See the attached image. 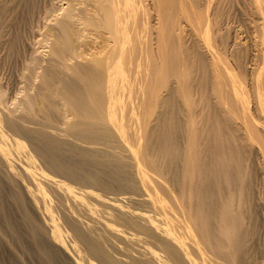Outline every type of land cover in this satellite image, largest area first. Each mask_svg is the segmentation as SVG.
Here are the masks:
<instances>
[{
  "label": "rangeland",
  "instance_id": "1",
  "mask_svg": "<svg viewBox=\"0 0 264 264\" xmlns=\"http://www.w3.org/2000/svg\"><path fill=\"white\" fill-rule=\"evenodd\" d=\"M75 1H78L79 4L77 2L75 3ZM90 1L84 0L83 3V0H0V98L2 97L1 100L4 101L3 103L6 104V106L11 108L12 110H14L15 113L17 112L19 114L20 113L19 111H22L20 108L18 109V107L22 106L21 104L23 102V98H25L24 97L25 95L29 94L28 93L29 91L30 93H35L33 95H37L42 91L43 88L45 91V89H51L50 87H52L54 92L52 90H51L52 92L51 91L50 92L51 94L53 93L54 94L51 96L54 97L55 101H58L60 99L58 97H61V95L58 94H60V92L64 93L65 91H67V88H65L67 83H70L69 81L74 80L75 79L74 77H77V74H80V73L77 74L75 73L76 74L75 75L73 74L74 72L72 71V70L76 71L75 69L72 68L75 67L76 65V63L74 62L77 59H79L78 55L82 54L81 52L83 50H84L83 51V55H84L86 49L90 47L86 51L87 54L85 53L86 54L85 56L89 57L91 54L89 55L88 52L89 51L94 52L96 50L94 46H97L99 44L101 45L103 43V42L101 43V41L103 40V38L106 37L107 33L105 32L106 30L101 29L103 28L102 24H98V26L94 25V23L90 24V22L99 21L100 19L99 16H101L99 15V13H96L98 15L94 14L97 17V19L99 18L97 21H94L96 18H94V16H91V14L95 12L94 10H91L93 9L91 3L94 1L93 0ZM114 1L113 3L117 5L120 0L119 1L114 0ZM121 1L123 2V0ZM135 1L137 6L136 8L137 21H135V24L136 26L138 25V27L137 28L135 27L137 33L132 32V34L134 33L135 35H137L140 33V31L141 33L139 34L140 36H136L137 38H135V35L133 34L134 35L133 39L135 38L134 41L131 38L133 41L132 44L135 43L137 47L132 45V48H130L131 50L130 49L127 50L126 53L124 50H121L120 55H123L125 53L126 61L128 57L126 55H129V58L132 59V63L134 64L137 63L138 60L136 59L135 62L134 60L135 57L139 58L138 60L139 67L137 66V64H135L139 71L136 69V66H134V64L130 66L132 67V68L129 67L128 69L130 70L128 71L130 75H128V79H126L129 82L125 81L127 84L126 83L124 84L125 85V88H123L124 90L120 88V90H122L120 91L121 95L124 98V99L122 98L123 99L122 102L125 101L123 102L124 107L125 104L127 103L126 104L127 106L125 108L124 107L122 108V111L125 112L124 119L125 118L128 119L129 117L128 120L125 119L127 121L123 119L122 123L124 121H125L124 123L128 122L127 126H125L126 124L124 125V130H126V128L128 129L126 131L128 135H130V138L132 137L131 135L136 133L135 126L137 124L138 126H140L139 128L141 129H143L144 127L143 132L145 131L144 134H147L145 135V137L147 136L146 137L147 139L142 137L141 140L140 132L137 131L138 134H135V136H133L134 141H132L133 138L131 140L134 143H132L131 141L130 142L127 141V142L131 145L134 144L132 145V147L134 146L135 149L137 147L136 144L139 143V140L140 143L144 139L147 142L156 141L155 144L150 142L151 145L152 144L154 145L151 147L149 146L150 148L148 147L150 143H147V146L145 144L146 143L145 141H143L145 143H141L140 146H143L142 144H144V147L146 146V148L148 147V150L150 149L149 152L146 148L142 147L146 149L148 155L147 153H145L146 151L144 149H140L141 147H139V151L143 153V155H146L144 156L146 157L144 159H146L147 161L146 160L144 161L146 162L153 161V166L159 165L157 167L160 169L159 170L160 175H156L155 172L156 167H154V169L150 168V170L152 171L154 170V171L149 172V167L152 166L151 165L152 162L148 163L149 167L147 171L149 172L150 176H153L155 172L156 176L154 175L155 177L153 179H156L158 176V180L160 179L159 181H161L163 184L162 185L160 182H158L160 186L166 187V185L169 184L170 187L168 186V189L170 188L173 189V187H176L178 191L180 190L179 192L177 191L179 196L182 197L180 200L181 201L187 200V202L184 203L185 204L188 203L186 204L185 207H187L189 203L192 202L190 204L192 206L190 208V211H192V213L189 211V213L192 214L191 220L196 222L197 221V219H195L196 217L197 218L199 217L202 220H204V218H206L207 220L209 219V224L211 225L209 227L211 231H213V229L215 231L218 228L219 230L217 229L216 231L218 232L220 231L221 234L220 233L219 234L221 235V237L224 238L225 236V238L227 237L226 239L230 241L229 242L224 238L223 240H225L227 243H225L224 241L225 246H223V248L226 251L229 250V252L233 253V255L236 254V256H233V258L234 257L236 258L237 256L240 257V254H242L241 257L243 261L242 263L240 262L239 264H264V113H263L264 111L260 103L261 99L264 100V84L261 83L262 82L261 80L262 79L264 80V61H263L264 60V52H263L264 51V4H263L264 0H160V2L159 0H157V2H155L156 0H134V2ZM105 2H107V0ZM105 2L103 1L102 3ZM67 3L68 5L72 4L73 6L71 7L70 5L69 7L70 9H75V10H71L72 12H74V15L77 12L76 15L71 20H69V22L70 21L71 22L70 23L68 22V24L66 23L67 25L70 24L68 27H70L71 25H72L71 27L73 26L75 27V29L74 27L73 29L70 27L71 30L68 27L67 29H65L66 26L64 25L62 26V24H60L62 23V19H64V17L60 15H64L65 10L68 8ZM154 4L156 5V7ZM158 4L161 6H159ZM84 6L85 8H83ZM76 7H78L79 10ZM87 7H89V9ZM157 7L159 8L158 9L159 11H157ZM82 8L85 9L86 11L84 12ZM138 12L139 13L143 12V13L138 14ZM85 14L90 15V17L89 16L87 17ZM83 18L84 19L86 18L87 20L86 19L84 20ZM139 18L141 19L139 20L140 22L138 21ZM59 19L61 21H59ZM189 20L192 21L189 22ZM130 21L131 20H129V22ZM57 22L59 24H57ZM137 22L138 23L144 22V23H142V27H141L139 24H137ZM60 25L62 28L60 27ZM75 25L78 26L76 27ZM80 25L82 26L80 27ZM93 25L95 29H93L94 28ZM57 26L59 27V29ZM130 26H132V22L130 23ZM96 27L99 28L101 27L100 29L97 28V31L99 30L100 32L99 31L95 32ZM76 29H79V31ZM142 29L145 30L143 31ZM50 30H52L53 34H51ZM68 30L69 32L67 33ZM82 30L84 31L86 30V32ZM133 30L134 28L132 29V31ZM65 31L67 34L69 33L70 34L67 35ZM76 31L79 32V35L78 32L76 34ZM81 32L82 33L84 32L85 34L83 33L84 34L83 35ZM54 33L56 35H54ZM57 33L59 36L57 35ZM87 34L88 36H86ZM90 34L92 37L90 36ZM96 34H98L99 36ZM60 36L64 37L65 40L62 37L59 38ZM93 36L95 37L93 38ZM66 37H69L71 40L74 39L75 40L71 41L69 38ZM54 38H57L55 39L56 40L55 42H53ZM66 39H68L69 42L71 41V43H74L75 45L72 44L73 46L75 47L78 46V49L77 47L75 48L73 46H70L71 44L67 43L68 41H66ZM96 39L97 40L99 39L98 42ZM61 40H63L64 44L63 42H61ZM78 40L80 41V43L83 41L82 45L84 46H82ZM139 40H141V42ZM65 41L68 45L65 43ZM158 41H160V44ZM88 42L90 43V45L88 44ZM94 42L95 43L97 42L96 43L97 45L94 44ZM128 43H129V38L125 40V45ZM146 43L149 47L146 45ZM60 44L61 47L59 46ZM100 45L97 47H100ZM140 45L142 47H140ZM66 46H68V50ZM69 46L73 48H70ZM69 49L72 50L71 52H73L74 54L76 53V51L77 53L73 55V53H71ZM52 50H54L53 52L55 54L53 53V55H56V57L50 55L52 53ZM62 50H64V52ZM78 50L80 51L79 53ZM67 51L69 54L67 53ZM133 51H135L136 54H134ZM148 51L151 53H149ZM137 54L140 57L137 56ZM216 54L217 56H214ZM71 55H73V57ZM145 55H147L146 56L147 58L146 57L145 58L147 60L149 59L148 61L142 57ZM159 56L161 57V59L163 58L162 56H164L163 60H160ZM57 57L59 59H57ZM215 57H217V59H215ZM53 58L56 61L59 60L58 62L56 61L55 62L56 63L60 62V64L57 65L53 61L54 60ZM130 59H128V61ZM144 60L146 61L144 62ZM51 61H53V63ZM160 61L163 63L162 65ZM158 63H160V65ZM144 64L146 66V69L145 66L143 67ZM68 65L69 66L71 65L73 67H70L71 68L70 69ZM225 65L227 68L230 66L231 70L230 69L229 70L231 72L225 67ZM52 66L54 67V69L52 68ZM48 69L49 71L51 70L52 72L47 71ZM131 69L133 71H131ZM149 69L150 71H148ZM152 69L154 71V74ZM226 69L230 74L226 72L227 71ZM136 70L138 73L136 72ZM216 71L222 73V75L220 74L222 77H220L219 79L216 76L217 73ZM133 72H135V74ZM147 72L150 73L148 74ZM156 73L157 74L159 73L158 75L160 76L159 77L153 76V78L156 77L155 80L152 78V75H155ZM50 74L51 76L55 75L56 77L55 78L52 76L53 82L52 80H50L52 78ZM147 74L148 76L151 74V76L147 77ZM62 76L63 79L65 78L66 79L65 80L61 79ZM86 76L87 75H85L84 78L83 75V78L86 79L87 81L88 77ZM42 77L43 78L46 77L47 79L50 80V81L48 80L49 86L46 85L47 88H45L46 86L44 85L47 79L44 78L45 82L44 81L41 82L43 79ZM81 77L82 76H80L79 79H82ZM57 78L61 79L60 81L62 82V85ZM233 78L237 79V83H235L236 81ZM220 79L222 81L221 83L225 82L227 85L221 84L222 85L221 86L220 82L218 83L216 82ZM230 79L234 80V82H232L231 80L232 85L229 83ZM54 81L60 82L59 83L60 87H58V82H54ZM82 81L83 83L85 82L83 79ZM241 82L243 83L244 86L241 85L242 84ZM54 83L55 84L57 83L56 84L57 87L54 86L55 85ZM63 83L64 84L66 83L64 87H63ZM137 84L140 85L138 86ZM234 84L238 88H240V90L237 91L234 87L235 86ZM126 85H128L129 87ZM38 86L40 88L42 86L45 87L39 89ZM225 86L227 89L225 88ZM230 86H233L231 87L232 90L230 89ZM262 86L263 89L261 88ZM126 87H128V89ZM150 87L152 92L154 91L153 94H151L152 93L151 90L147 91L150 89ZM34 88L37 89L38 91L37 90L35 91ZM56 88H58V90H60L61 88V90L57 91ZM129 88H131L132 92L130 91ZM233 90L234 92H232ZM55 91H57L58 94ZM50 92L48 91L49 94ZM72 92L73 94L75 93L74 91ZM148 92L149 93L151 92L150 98ZM230 92L232 93V95ZM237 92H239L240 98H242L241 96H243V100L241 99V101H239L240 98L237 96L238 95ZM65 93L67 95H65ZM65 93L64 96L69 95L67 92ZM80 93L78 97L77 94L73 95L71 93L70 95L73 97L76 96V98L79 97L83 98L81 96L84 95V92L83 94L81 93V95ZM140 95L143 96V97L141 96L142 98H145L146 96V99H144L143 101V99L140 98ZM152 95H154V98H151ZM232 96L235 98V100ZM235 96H237V98ZM135 97L137 98L135 99ZM61 98L62 101L59 100L58 101L59 104L61 103L60 105L62 107L64 106L63 104H67L65 105V107L67 106L68 108L70 101L67 99V97L65 98L68 101L64 97ZM148 98L151 100V102L148 100V102L150 103H146ZM132 99L135 100L133 101ZM141 99L143 102L139 101ZM152 100H154L153 103ZM232 100L233 103H229L232 102ZM140 102L143 105H141ZM46 103L47 100L43 105H45ZM129 103L130 104L132 103L131 104L132 106ZM151 103L152 105H150ZM136 104L138 105L140 104V107L137 106ZM144 104L148 105V107L146 106L147 107L146 108ZM129 105L130 108H132L131 110L132 112L133 109L134 111L137 110L138 112H133L131 115L130 114L131 111L129 112L130 110ZM40 106H42V104ZM134 106H137L139 110L137 108L136 109L133 108ZM144 107L146 108V110L150 109V111L148 112L147 110L146 113L145 110L144 111L145 113H143ZM127 108H129V110ZM127 112H129L128 113L129 115L127 114ZM134 113H136L137 115ZM141 113L143 116L140 115ZM133 114H134L133 117L134 119L131 118ZM135 115L140 116L139 118L140 125L139 123H137L138 118ZM71 118L72 116L70 117L69 121L71 120ZM130 119L135 125L133 126L131 125L132 122L130 121ZM53 121L54 119L52 118V122ZM57 121H61V120L57 119ZM57 121H55L56 125L61 126L62 124V127L65 125L63 121L61 123H58ZM128 126L129 127L132 126L134 127V129L133 130L129 129ZM138 126L137 129L142 132V130H140ZM126 131L124 134H126ZM131 131L133 132L135 131V132L132 133ZM114 134L115 135L113 136L117 137L122 133L120 134L119 132L117 133V135L116 133ZM113 136L112 138L115 141L112 140L110 143L112 142L117 143L122 141L123 139L125 140L126 138V136H123L122 134L121 136H119V138L122 136L125 138L122 137L119 139L117 137V139H119L118 141L116 137L114 138ZM136 136H139L137 141L135 140ZM163 138L171 141L170 142L171 145L169 143V149L171 148L169 152L171 150L172 152L169 153L168 157L169 159H171L169 163L171 162L173 166V168L171 167V169L173 171L170 168H167L165 164H163L164 163L162 161L163 159L160 158L159 156L160 154H158V151L155 149L157 147H160V146L157 147L155 146L157 145V143L160 142L162 144ZM70 139L68 140L69 141L72 140V142L76 143V139L75 140L74 139L70 140ZM128 139L129 138H127L126 140ZM120 143H118V145L112 144V146L116 145L119 146L118 149H121L120 146L123 148V145L122 143L120 145ZM78 144L79 142L77 141V146L81 147L82 144L79 145ZM98 144L96 145L98 148H100L101 146L102 149L103 147L110 148L109 146L108 147L105 146L108 144H104V146ZM102 149L96 151L98 157L100 158L102 157L103 154ZM118 149L115 148L116 153H119V151H117ZM98 152L102 154L100 155ZM121 152L124 153V148L121 150ZM153 152L157 154H154ZM122 153L119 154L123 155ZM147 156L150 157L148 158ZM168 157H166L165 160L166 159L168 160ZM110 158L112 159L113 157L110 156ZM147 158L148 159L151 158L150 159L151 161L148 160ZM130 159L131 158H129V160ZM132 161L133 160H131V162L127 161L128 166H126L127 167L126 169L130 170L129 166L134 167V165H132L133 163ZM154 162L155 164L156 163L157 164L155 165ZM151 173L153 174L151 175ZM161 174L162 177H164L165 179L161 178ZM162 179H164V181H162ZM152 182H156V180ZM164 182L167 184L164 185ZM114 187L116 189L115 191H117L120 194L121 189H119V187L117 186H113V190ZM109 190L106 191L107 194L110 192ZM115 191H113V194L114 193L118 194ZM200 192L201 194L203 192L205 196L202 194L201 197ZM110 194L112 193L110 192ZM125 194H132V193L130 192ZM122 195H124V193ZM188 199L190 202L188 201ZM200 200H202V203ZM206 200L208 201L207 205L210 202V205L208 206H210L211 208H209L206 205L207 202ZM181 201L179 202L180 205H182ZM198 201L202 206L205 205V208L204 206L200 207ZM212 201L214 203H212ZM203 202L205 203L203 204ZM194 203H197L198 205ZM185 204H183V206ZM193 206L195 210L197 208L196 211L193 209ZM198 207L200 208V210ZM205 209L206 211L207 210L211 211V212L210 211L207 212L209 213L207 214L209 216L211 214L212 216L216 214L213 216L215 219L210 216L213 222H211L209 216L208 218L205 217L207 216L205 215L206 213L204 212ZM194 211L196 213V214L194 213L195 217L193 215ZM199 211H201V213H199ZM218 216L221 218H219ZM216 218L218 219L216 220ZM201 219H199L198 223L202 221ZM214 220H216L215 223ZM217 221L218 222L220 221L222 223L219 224L217 223ZM231 221H232V225H230L231 223H229ZM223 222L225 224L226 223L229 224L225 225ZM222 226L226 227L227 229L226 228L224 229V227ZM227 226L228 227L230 226V228H228ZM219 227H221L222 229ZM221 230L223 231L226 230V231L223 232ZM216 231L215 233H217ZM0 234L3 235L1 231ZM5 234L6 233L4 232V236H6ZM231 236L232 237L236 236V237L234 239ZM237 237H240V239L237 240L236 239ZM2 239H4L3 236ZM8 239L9 238L7 237L6 240L5 239L4 240L6 242H9L7 241ZM234 240L237 243H235ZM4 243L2 244V242H0L1 244L0 248H2L1 246L4 245ZM231 245H234L233 250ZM235 246L237 247L235 248ZM237 248L241 249L240 254L239 252L237 253L235 251V249L238 250ZM4 249L7 251L6 248L0 249V263L8 264L7 262L9 261V257H7L8 251L5 252ZM242 249H243V253H242ZM1 250L4 252L2 253ZM18 252H19L18 250L17 253L16 251L14 252L15 254H17L16 256H14L15 255L14 253H13L14 255H11L14 258L16 257L15 264L17 263L26 264L28 261L26 260L25 262V257L21 256L22 254L20 252H19L20 254H18ZM4 253H6V256H4L5 255ZM3 256L5 257L4 259H2ZM17 257L20 260L21 257H23L24 259L22 258V261L24 262L21 261L17 262L19 261Z\"/></svg>",
  "mask_w": 264,
  "mask_h": 264
},
{
  "label": "bare ground",
  "instance_id": "2",
  "mask_svg": "<svg viewBox=\"0 0 264 264\" xmlns=\"http://www.w3.org/2000/svg\"><path fill=\"white\" fill-rule=\"evenodd\" d=\"M87 1H90V0H87ZM93 1L94 2L91 3V6H93V9L91 10H94L95 12H93L91 16H94V18H96L94 21H97L99 19V18L97 19V17L94 14L99 13V15L101 16H99L100 22L99 21L90 22V24L94 23V25L96 26H98V24H102L103 28H101L102 26L100 28L106 30L105 32L107 34H106V37L103 38V40L101 41V43L102 42L103 43L101 45L99 44L100 47H97L99 45H97L96 43L98 42L99 39L98 40L96 39L97 42L96 43L94 42V44L97 45V46H94L96 50L94 49L95 50L94 52L89 51L90 53L88 52V54L89 55L91 54L90 56L88 55L89 57L85 55L87 54L86 52L87 49H89L90 47H88L87 49L85 48L86 54L84 53L83 55L84 50L81 52L82 54H79V55L77 54L79 59H77L78 61L76 60L74 62L76 63L75 67L68 65L69 68L73 67L72 69L76 70V71L72 70L74 72V73L72 72L73 74L75 73L81 74V75L77 74V77H74L75 78L74 80L69 81L70 83H67L65 87L67 88V91L65 92H67L69 94L68 96L70 97L64 96L65 92L64 93L60 92V94H58L57 91H60L61 88L60 90L56 88L57 91L55 92H57L58 95H61V97H64V98L67 97V99L70 101V104H69L67 102L68 100L66 98L65 99L67 101L64 99L69 104L68 108L67 106L65 107V105L67 104H63L64 105L63 107L65 108H63L60 105L61 103L59 104L58 101L59 100L62 101L61 97H58L57 95V97L60 99L58 100L57 98L58 101H55L54 97L51 96L54 94V93L51 94L52 91L54 92L52 87H50L51 89H45L44 91L43 87H45L46 85L49 86V81L52 80L53 77H55V75L54 76L52 75L53 76L52 77L51 74L50 76L52 78L50 80L44 77L47 79L46 82L44 78L42 77L43 79L41 82L44 81L45 84L44 83L43 84L45 86L41 87L43 89L40 93L38 92L39 94L33 95L35 93H30V91L28 92L29 94L25 93L28 95H25L24 96L25 98L22 97L23 98V102L21 104L22 106L18 107V109L20 108L22 111H19L20 112L19 114L17 112L16 114L14 110L6 106V104L3 103L4 101L1 100L2 97L0 98V229H1L0 231L3 234V235L0 234L1 235L0 242H2L3 244L6 238L7 237L9 238L7 240L9 242L5 241L6 246H5V243L4 245L1 246L2 248H6L8 251L7 252L4 249V251L8 253L7 257H9V261L12 262L11 263L7 261L8 264L16 263V260H15L16 257L14 258L11 255H14L15 251L17 253V250L22 254L21 256L25 257V262L26 260L28 261L26 264H239L240 262L242 263L243 261L241 257L242 254H240L241 249H238V248H237L238 250L235 249L237 253L239 252L240 257L237 256L236 258L235 257L233 258V256H236V254L233 255V253H230L229 250L226 251L223 248V246H225L224 241L228 240L226 239L227 237L225 238L224 236L225 240H223L224 238L221 237L220 231L219 232L216 231L218 228L217 229L215 228L216 229L215 231L217 233H215L214 229L213 231H211L209 227L211 226L209 224V219L207 220L206 218H204V220H202L201 218L196 217L195 219H197L196 221L197 223L191 220L192 214H190L189 211H190V208L192 207L190 205L192 202H190L188 199V201L190 202L188 206L190 207L188 206H187L188 208L185 207L186 204L188 203L186 204L184 203V202H187V200L185 201L182 200L183 202L180 200L182 198L178 194L180 190L178 191L176 187H173V189L172 188L168 189L169 184L166 185V187L160 186L158 182H160L161 184L162 182L159 181L160 179L158 180V176L156 179H153L156 175H160V171H159L160 169L157 167L159 165L153 166V161L150 160L151 158L148 159L150 156L149 157L147 156L148 157L147 159L150 160L152 163L149 161L146 162L147 160L144 159L146 158L144 157L146 155H143V153L139 151V147H141L140 149H144L146 148L147 143L151 142L155 144L156 141L147 142L144 139L143 141H145L146 143L143 141L141 142V143L146 144V146L144 147V144H142L143 146H140L141 143L139 140V143L137 142H136L137 144L135 143L137 145L136 147L137 149L136 148L134 149V146L132 147V145L134 144L131 145L127 142V141L130 142L133 136H135V134H138L137 131L140 132V139L142 137L144 138L147 137V136L145 137V135H147V134H144L145 131L143 132L144 125L141 123L143 125V126L141 125L143 129H141L139 128L140 126H138L137 124L139 123L140 125V122H139L140 116H136L137 115L136 113H134L136 114L135 116L138 118V121L136 120L137 125L135 126L136 133L131 135L132 137L130 138V135H128L126 131L128 129L126 128V130H124V125L125 124H126L125 126L128 125V122L126 123L124 122L127 121L129 117L128 119L125 118L127 120L124 119L125 112L122 111V108L124 107L123 102L125 101L122 102L124 98L122 97L121 92H120L124 90L123 88H125V85H124L126 83L125 81L129 82L128 80H126L128 79V75H130L128 72L130 70L128 69L130 66L134 64L132 63V59L129 58V55H126L128 57H127V61L125 60L126 59L125 53L127 50L132 48V45L136 46L135 43L134 44L132 43L134 39L137 38L136 36H140L139 34L141 33L140 31L139 34L137 35L134 34V33H137L135 30V27L136 28L138 27V25L136 26L135 24V21H137L136 20L137 18L136 1L134 2V0H123L122 2L120 0L121 1L120 3V1L118 0L119 2L117 5L113 3L114 0L113 1L107 0V2H105L106 0H93ZM103 1L105 3H102ZM76 2L78 3V1H75V3ZM114 2H117V1H114ZM155 2H157V0ZM83 3H84V0H83ZM70 5L71 7H73L72 4L68 5L67 3L68 8L66 6L67 9L65 10L64 15H60L64 17V19H62V23L60 24H62V26L63 25L66 26L65 29H67V27L70 25V24L67 25L69 20H71L77 13L76 12L74 15V12H72L71 10H75V9H70L69 8ZM76 8L78 9V7ZM83 8H85V6ZM87 8L89 9V7ZM158 9L159 8L157 7V11H159ZM83 10L84 12L86 11L85 9ZM89 13H92V12H89ZM140 13L138 12V14ZM86 16L90 17V15H86ZM129 20L131 21L129 22ZM139 20L141 19L139 18L138 21ZM59 21L61 20L59 19ZM190 21L192 20H189V22ZM131 22H132V26H130ZM142 23L137 22V24H139L141 27H142ZM57 24L59 23L57 22ZM81 26L82 25H80V27ZM70 27L68 28L70 29ZM73 27L71 28L73 29ZM132 27L134 28L133 31H132L133 29ZM97 28L99 27H96L95 32L99 31V30L97 31ZM93 29H95V27ZM76 30L79 31V29H76ZM50 31H51V34H53L52 30ZM78 31H76V34ZM68 32L69 30L67 31V33ZM84 32H86V30ZM132 32H134L133 34L135 35L134 39H133L134 35L132 34ZM65 33H64V36H65ZM54 35L56 34L54 33ZM78 35H79V32H78ZM86 36H88V34ZM95 36H93V38ZM61 37L62 36H60L59 38ZM62 38L65 40L64 37ZM66 38H69V37H66ZM127 38H129V43L125 45V40H127ZM131 38L133 39V41ZM55 39L57 38H54L53 42L56 41ZM76 39H79V38H76ZM74 40H71V41H74ZM105 40L107 43L105 42ZM141 40L139 41L141 42ZM66 41H68L67 43L71 44L70 46L75 45L74 43H71V41L69 42L68 39H66ZM61 42H63V40H61ZM82 42L80 43L79 41L81 45H82ZM86 42H87V39H86ZM89 42L88 44L90 45ZM158 42L160 44V41ZM59 46L61 47V44ZM66 47L68 50V46ZM73 47H70V48H73ZM76 47L78 49V46ZM140 47L142 46L140 45ZM54 50H52V53L50 55H53ZM121 50L125 51L123 55H120ZM62 51L64 52V50ZM69 51L71 52L72 50L69 49ZM79 52L80 51L78 50V53ZM133 52L134 54H136L135 51ZM75 54L73 53V55ZM138 54L137 56H139ZM73 55L71 56L73 57ZM53 56L56 57V55H53ZM146 56L147 55L142 56V57L145 58ZM214 56H217V54ZM162 57L164 58V56ZM163 58L161 59L160 57V60H163ZM57 59L59 58L57 57ZM128 59L130 60L128 61ZM136 59L139 60V58L135 57L134 59L135 62H136ZM215 59H217V57H215ZM138 60H137V63H135L137 64V66L139 63ZM146 60H144V62ZM53 61L55 62L56 60L54 59ZM53 61L51 62L53 63ZM56 64L58 65L60 64V62ZM135 64L134 66H136ZM158 64L160 65V63ZM162 64L163 63L161 62V65ZM137 66H136V69H137ZM144 66L145 64L143 65V67ZM52 68L54 69L53 66ZM145 69H146V66H145ZM227 69L229 70L230 66ZM228 70L226 71L227 73H229ZM47 71H49V69ZM131 71L133 70L131 69ZM148 71H150V69ZM133 73L135 74V72ZM82 74L84 75V78H85V75H87L86 76L88 77L87 81L86 79L83 78ZM148 74H147V77L151 76V74L149 76ZM153 74H154V71H153ZM158 74L156 73L155 75H152V78L153 76L159 77L160 75ZM220 74L222 75L221 72L216 73V76L218 79L222 77ZM79 75L82 76L81 78L85 81L84 83L82 79H79L80 77ZM156 77L153 79L156 80ZM61 79H63V76ZM61 79H58V80L60 81ZM233 79H230L229 81L230 84H231V80L232 82H234L235 80L236 81L235 83H237V79H234V80ZM261 81H262L261 83L264 84V80L262 79ZM54 82H58V81H54ZM60 82H58V87H60L59 85ZM216 82L217 83L220 82V85L221 84L227 85L224 81H223L224 83H221L222 82L221 79ZM56 84L54 86H56ZM65 84L63 83V87ZM61 85H62V82H61ZM241 85H243V83ZM39 86L38 88L41 89ZM47 86L45 88H47ZM128 87L126 88L128 89ZM231 87L233 86H230V89L232 90ZM234 87L237 91L240 90V88H238L236 85ZM120 88L122 90H120ZM261 88L263 89V86ZM37 89H35V91ZM129 89L132 92L131 88ZM145 89H148V88H145ZM150 90H151V87L147 91H150ZM48 91L49 92L51 91L50 94L48 93ZM72 91H74L75 93L79 91L78 93H76L77 97L79 96V93L83 91L84 95L81 96L83 98L79 97L80 98L79 99V98H76V96H74L75 97L74 99V97L70 95L71 93L73 94ZM83 92L81 93L83 94ZM153 92L151 94H153ZM232 92H234V90ZM75 93L73 95H76ZM150 93L148 92L149 98L151 95ZM237 93L238 95L237 94L236 95L239 97V92ZM65 95L67 94L65 93ZM142 95H140V98L143 97ZM154 95H152L151 98H154ZM237 96L235 97L237 98ZM241 97L242 98L239 97L240 98L239 101H241V99L243 100V96ZM136 98L137 97H135V99ZM149 98L147 99L146 103L151 102ZM142 99L144 101V99H146V96L145 98H142ZM142 99L139 101H142ZM46 100L48 104L46 103L45 105H43L46 102ZM148 100L150 102H148ZM153 101L154 100H152V103ZM121 103L123 104V106ZM152 103L150 105H152ZM229 103H233V100L232 102H229ZM260 103L264 111V100L261 99ZM41 104L42 106H40ZM126 104H125V107L127 106ZM130 105H129V108H130ZM136 105L140 107V104L139 105L136 104ZM141 105L143 104L141 103ZM137 106H134L133 108L136 109ZM146 106L148 107V105H145V107ZM145 107L143 109V113H145L144 111L147 108ZM129 108L127 109L129 110ZM131 110L132 108H130L129 112ZM147 110L148 112L150 111V109H147ZM147 110H146V113H147ZM129 112H127V114ZM133 112H138V111L137 110L134 111L133 109ZM133 112L131 111L130 114L132 115ZM134 114L131 117L132 119H134L133 118ZM140 115H142V113ZM71 116L72 118H75V119L71 118L72 121L71 120L69 121ZM52 118L54 119L53 122H52ZM57 119H60L61 121H57ZM123 119L125 120L123 122L124 124L122 123ZM55 121H57L58 123H61L63 121L65 125L63 127H62V124L61 126L56 125ZM131 125L133 126L135 124L132 122ZM132 126H130L131 128L128 126V128L133 130L134 127ZM137 126L140 130H142V132L137 129ZM125 131H126V134H124ZM119 132L120 134L122 133L123 136H126V138L122 136L123 138H125V140L121 139L122 141H120L123 145L125 154L121 152V150L123 149L121 146H120L121 149H118L119 146H116V145L112 146V144L118 145V143L120 142L110 143L112 140L115 141L112 138V136L115 135L114 133H116L117 135V133ZM131 132L134 133L135 131L134 132L131 131ZM142 133L144 134V136ZM121 135H118L117 137L119 138V136ZM138 137L139 136H136V139H135L136 141L138 140ZM70 138L74 140L76 139V143L72 142ZM127 138H129L130 140L129 139L126 140ZM68 139H70L71 141H69ZM119 139L117 140L119 141ZM77 141L79 142V144H82L81 147L77 146ZM132 141H134V138ZM170 142H171L170 140L163 138L162 144L160 142V143H157V145L155 146V147L157 146H160V147H157V148L152 147V148H155L158 151V154H160L159 155L160 158L163 159L162 160L164 162L163 164H165L167 168L171 169V167L173 168V166L171 162L169 163L171 159H169L168 157L169 153L172 152V150L169 152V150L171 149V148L169 149ZM151 143L148 145V147L154 146L153 144L151 145ZM97 144L103 145V146L104 144H108L105 146L107 147L109 146L110 148L103 147L102 149L101 148L102 146L98 148L96 146ZM148 147L146 148L147 150H148ZM115 148H117L118 149L117 151H119V153H122L123 155L116 153ZM99 149L100 150L102 149V153H103V154L101 153L102 154L101 158L98 157V154L96 152ZM146 149L144 150L146 151ZM138 151L140 154L138 153ZM98 153L100 154V152ZM145 153H147V151ZM153 153L157 154L155 152ZM110 156L113 158L111 159ZM123 156L124 157L126 156V157L124 158ZM166 157H168V160L167 159L165 160ZM129 158L131 159L129 160ZM131 160H133L132 165H134V167L129 166L130 170L126 169L127 168L126 166H128L127 161L131 162ZM148 163H151L153 168L151 165H150L151 167H149ZM148 167H149V172L152 171L150 170V168L154 169V167H156L158 169L157 170L155 168V172H156V175L154 172L155 176L154 175L150 176L149 172L147 171ZM152 174L153 173H151V175ZM161 178H164L162 177V174H161ZM164 179H162V181H164ZM155 180L156 182H152ZM165 184L167 183L164 182V185ZM113 186H117L119 187V189H121V192H120L121 196L117 191H115L116 190L115 187L113 190ZM108 190L112 194H110V192L107 194L106 191ZM112 190L117 192L118 194L116 193L113 194ZM130 192L132 194H125V193H130ZM123 193L124 195H122ZM202 194L200 195L201 197H202ZM196 196H197V193H196ZM180 201L182 205H180L179 203ZM200 201L202 203V200ZM204 203L205 202H203V204ZM207 203L208 201L206 202V205ZM212 203L214 202L212 201ZM183 204L185 205L183 206ZM194 204H197V203H194ZM208 205H210V202ZM201 206L202 205L200 204V207ZM203 206L205 208V205ZM208 207L211 208L210 206ZM212 208H213V205H212ZM193 209L195 210L194 206H193ZM195 211L193 212L194 217L196 214ZM208 211L210 210L206 211L205 209L204 211L206 213L205 215L209 214L207 213ZM190 212L192 213V211ZM199 213H201V211H199ZM208 216L209 215L205 217L208 218ZM210 216L213 217L212 214ZM199 219H201L202 221L200 220L201 222L198 223ZM217 219L218 218H216V220ZM206 220L208 223L206 222ZM216 220H214V223ZM211 222L213 221L211 220ZM217 223L220 224L222 222L217 221ZM229 223H231L230 225H232V221ZM229 223H226V224L224 223V224L227 225ZM225 228L226 227H224V229ZM228 228H230V226ZM4 232L6 233L5 234L6 236H4ZM2 236L5 240L2 239ZM235 237L236 236L232 238L235 239ZM236 239L238 240L240 239V237H237ZM234 242L237 243L235 240ZM225 243L227 242L225 241ZM231 246L233 250L234 245H231ZM237 246H235V248ZM12 249L14 250V252ZM4 251H2V253ZM19 252L18 254H20ZM242 253H243V249H242ZM4 254H5L4 256H6V253ZM16 255L17 254H15L14 256ZM4 256L2 259L5 258ZM22 258L23 257H21V260L18 258L19 261L17 262H20V261L24 262L22 261ZM21 264H25V263H21Z\"/></svg>",
  "mask_w": 264,
  "mask_h": 264
}]
</instances>
